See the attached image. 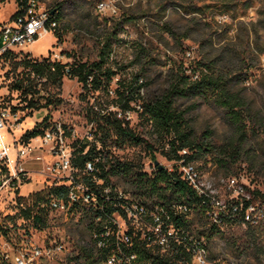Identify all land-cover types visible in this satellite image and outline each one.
<instances>
[{
  "label": "rangeland",
  "instance_id": "rangeland-1",
  "mask_svg": "<svg viewBox=\"0 0 264 264\" xmlns=\"http://www.w3.org/2000/svg\"><path fill=\"white\" fill-rule=\"evenodd\" d=\"M159 1L39 0L42 8L56 16V33L51 32L41 37L24 49V52L14 50L12 54L16 60L0 59V102L3 103L2 107L18 109L20 117V126L13 128L11 135L16 139L20 138L19 135L31 130L45 115H49L51 123H56L62 130L64 128L70 133V136H66L62 131L66 147L71 148L73 140H81L86 145L85 151L94 149L110 161L131 163L136 171L153 176L155 162L163 168H170L174 161L164 156L166 143L163 144L157 138L138 112L119 114L112 106L115 101V94L112 92L116 89V78L109 83L111 92L106 95L102 92H85L75 78L65 77L59 92H54L55 98L61 103L38 110H19L23 106L19 102L18 93L10 91L9 86L21 72L16 64L20 56L29 52L33 57L50 58L51 53H58L62 63H91L96 61L102 42L109 37L111 46L107 65L117 70V79L123 82H129L135 76L140 77L139 93L142 100L147 101L166 90L179 62H183L186 73H189L198 63L204 64L217 54L234 50L235 63L225 70L241 73L242 81L235 86V90L240 91L256 113V117L250 122L252 132L239 149L234 162L228 158L226 166H219L214 150L211 153L203 151L195 166L202 179L214 187L223 203L238 197L234 191L228 190L219 182L227 177H235L238 184L243 186L247 197H251L253 191L264 194V22L259 14L264 0L197 2V5L204 7L201 15L194 14L193 20L191 15H177L172 6L155 12ZM101 2L107 5L104 10L97 8ZM15 10L14 0L0 3V23L9 21ZM163 24L178 33L182 39L176 42L170 38ZM247 41L253 46L247 47ZM140 44L145 51L141 57L137 54ZM175 106L184 112L188 131L196 142L214 147L227 143L232 137V128L223 110L211 99L198 95L181 98L175 101ZM103 112L117 113V117L126 121L134 134L150 144L153 150L147 151L142 142L117 145L113 139H108L102 144L98 135L86 140L85 135L90 127L97 130V113ZM0 132L5 136V143L10 145L9 132L6 129H1ZM33 145L36 146L35 153L23 163L30 180L19 189V195H30L50 184L42 174L53 156L49 153V147L38 148V142ZM10 155L14 157L12 147ZM35 156H40L41 161L36 162ZM107 179L114 191L130 197L133 188L127 178L109 174ZM166 195L172 197L171 192ZM130 199L143 203L148 210L153 204L161 203L160 200L144 201L141 197L134 196ZM172 199L174 200L173 197ZM261 209L263 214L256 215L255 223L249 226L235 224L211 227L205 219L192 212L189 215V232L203 238L211 261L220 264H264V206ZM5 216L9 217L5 220V226L9 230L6 236H0V255L26 250L24 243L27 240L47 248L57 242L63 245L64 250L54 256L50 264H62V261L66 263L68 259H79L80 248L95 246V235L90 231L94 212L88 206H78L67 213L48 211L46 227L35 230L27 221L18 217L14 193L1 189L0 217ZM11 217L13 221L10 220ZM112 218L119 236L130 229L140 233L151 230L145 218L140 224H131L126 218L116 214ZM115 264H127V260L121 258Z\"/></svg>",
  "mask_w": 264,
  "mask_h": 264
},
{
  "label": "trees",
  "instance_id": "trees-1",
  "mask_svg": "<svg viewBox=\"0 0 264 264\" xmlns=\"http://www.w3.org/2000/svg\"><path fill=\"white\" fill-rule=\"evenodd\" d=\"M5 1L8 0H0V3ZM27 1L14 0L16 11L9 21L23 12ZM203 1L205 0H160L155 12L172 6L177 15L178 13L191 15L193 20L195 13L202 14L204 5L199 6L197 2ZM260 8L259 14L264 22V2ZM53 19L56 22V27L52 29V32L56 33L58 28L56 16H53ZM163 26L166 27V32L170 38L176 42L182 39L178 33L173 32L171 28H167V25L163 24ZM246 44L247 47L253 46L250 41H247ZM110 46L111 40L108 37L102 42L96 61L91 63H62L61 61L51 60L48 56L37 58L29 53L23 54L16 63L21 68V72L9 86L10 91L18 93L19 102L23 106L19 110H38L61 103L60 100L55 98L54 92H59L65 77L75 78L85 92H102L106 95L111 92L109 91V83L116 78V89L112 92L115 94V101L112 106L116 108L119 114L138 112L142 120L150 125L157 138L163 144L166 143L167 150L163 153L164 156L168 160L174 161L172 172H167L165 168L155 165L153 176H148L146 173L136 171L131 163L110 161L94 149L85 151L86 145L84 142L73 140L71 143V164L72 168L77 170L75 176L78 181L91 187L97 199L95 207L91 209L94 212L92 221L94 227H90V231L95 235V246L80 248V258L68 259L66 264H106L112 257L115 258V262L125 258L127 264H192L191 253L186 248V245L190 243L188 238L198 240L200 237H196L189 232V215L194 212L205 219L211 227L217 226L204 216L202 200L181 179L178 162L183 159L185 163L191 162L195 165L196 160L203 155V151L211 153L214 150L217 156V164L226 166L228 158L233 160L238 156L239 149L244 146L252 132L250 122L254 120L256 113L250 102L240 91L235 90V86L242 81L240 79L241 73H232L228 72V69L225 70L235 63L236 53L234 50H227L217 54L207 59L204 64L198 63L190 69L189 73H186L183 62H179L166 90L160 96L144 101L139 93L140 77L135 76L129 82H123V80L117 79V70L107 65ZM138 47L137 54L141 57L145 51L142 44ZM3 58L9 61L16 60L13 54H7ZM197 95L211 99L223 110L232 128V137L227 143L212 147L210 144L202 145L192 139L183 117L184 112L177 109L175 101ZM133 103L136 106L132 107L131 104ZM10 109L11 111H18V109L12 107ZM96 116L97 130L95 131L91 127L92 138L98 135V139L102 144L108 139H113L117 145L124 143L140 144L142 142L147 151L153 150L150 144L134 134L126 121L117 117V113L103 112L97 113ZM49 121V115H45L31 130H27L22 134L20 137L21 142L27 143L30 139L42 135L49 127ZM63 130L66 136H70L69 132H66L64 128ZM184 149L187 150V154L181 156L179 152ZM95 158H99V160L95 161ZM151 158H154V155H151ZM89 161L93 163L94 168L92 173L86 174L83 169L85 163ZM0 168L2 172L5 171L3 167L0 166ZM109 174H118L127 178L129 185L133 188L132 196L141 197L144 201L160 200V205L153 204L151 209L148 210L143 203L133 200L134 198L130 199L131 195L127 199L119 198L117 191H114L108 183ZM93 178L96 181L101 180L102 185H96ZM106 187L111 188L108 194L103 192ZM96 189H98L97 192ZM167 192H171L174 200L172 197H167ZM15 194L18 217L27 221L32 229L43 230L46 227V214L48 211L39 208L38 205L46 201L50 195L64 199L66 188L47 187L25 197L18 195V191ZM251 194L252 196L248 199L240 198L227 203L229 214L223 217L222 226L235 224L249 226L252 224L244 221V213L249 205H254L255 208L259 209L262 208L264 206V194L259 191H253ZM132 202H137L143 206V216L149 222L151 228L155 227L151 215L159 212L162 231L165 232L166 227L172 225L176 231H182L184 235L185 233L189 234L185 237L188 243H184V241L177 243L173 239H169L165 247H162L157 244L156 235L152 230L140 233L131 229L126 232L128 242L124 243L118 240L115 236L116 229L113 225L112 216L116 214L125 219L126 215L122 205ZM180 205L187 206L188 214L180 215L173 210V207ZM233 208H237L235 217H232ZM7 218L9 217H0V236L8 234L9 229L5 226ZM10 220L13 221V217ZM112 229L114 231L109 233L108 231ZM106 232H108L107 235ZM180 233L179 235L183 236ZM97 241L102 243L100 247L96 246ZM0 264L9 263L0 258Z\"/></svg>",
  "mask_w": 264,
  "mask_h": 264
},
{
  "label": "built area",
  "instance_id": "built-area-1",
  "mask_svg": "<svg viewBox=\"0 0 264 264\" xmlns=\"http://www.w3.org/2000/svg\"><path fill=\"white\" fill-rule=\"evenodd\" d=\"M106 4L101 2L97 5L99 10H104ZM56 27V22L53 19V13L46 11L39 5V0H28L23 12L15 19L7 22L0 23V59L7 54H12L14 50L23 51L24 49L32 46L38 39L52 32V29ZM26 54V53H24ZM51 60L60 61L58 53H51ZM3 103L0 102V131L6 129L11 135V132L20 126L18 121L19 111H11L8 107H2ZM49 127L43 132L42 135L36 136L30 139L27 143H22L20 138H15L11 135V144L5 143V137L0 132V166L5 169L4 172L0 168V190L7 189L9 192L16 195V191L27 184L30 180L29 173L23 168L24 161L35 153L36 146L33 143H39L41 146L49 147V153L53 156L52 161L45 165L44 173L42 174L46 179L50 181L47 187H65L66 196L64 199L57 198L50 195L46 201L41 202L38 206L41 209H46L49 212L67 213L72 209H76L78 206H88L93 209L96 204L95 192L88 185L78 181L76 178L77 170L72 168L71 164V148L66 147L64 144L65 137L63 136L62 128L56 123L49 121ZM19 130V128H18ZM86 139L92 138L91 127L88 129ZM13 148L14 157H11L10 150ZM37 148V149H38ZM181 156L187 154V150L179 152ZM36 162L41 161L40 156H35ZM98 161L99 158H95ZM179 172L181 179L194 191V193L202 200V207L204 210V216L217 227L222 226L223 217L228 216L227 203L238 200L240 198L248 199L244 194L243 186H240L235 177H227L226 179H220L219 182L223 184L228 190L234 191L237 194L236 199L223 203L218 198L214 187L210 183L204 181L201 177L200 171L197 167L191 163H185L182 159L178 162ZM162 167V166H161ZM93 163L86 162L84 166V173L89 174L93 171ZM167 172H172V167L165 168ZM93 182L96 185H102V181H96L93 178ZM39 190V191H40ZM98 189H96V192ZM111 191L110 187H106L103 192L108 194ZM19 195V194H18ZM119 198L123 197L127 199L126 195L117 191ZM21 196V195H20ZM122 209L125 212L126 219L129 223L140 224L144 219V208L137 202L122 205ZM173 210L180 215L188 214L189 210L187 206L180 205L173 207ZM237 208H233L232 217H235ZM263 214L262 209L255 208L254 205H249L244 213V221L255 223L256 215L261 216ZM153 222L155 227L151 228L156 235V242L158 245L165 247L169 239H173L175 242H186V238L189 234L184 235L182 231H176L172 225L166 227L165 232L161 229V221L159 212L152 213ZM116 231V238L121 242H128L126 233L119 236ZM179 233L183 236H180ZM108 232H106V235ZM186 245L187 251L191 253L192 264H220L216 261H211L208 257L206 244L203 238L194 240L188 238ZM26 250H20L10 255L1 254L0 258L7 261L9 264H50V261L54 256L62 253L64 247L61 243L55 242L51 248H47L33 241H25ZM102 243L97 241L96 246L100 247ZM115 258H110L106 264H115ZM62 264H66L63 263Z\"/></svg>",
  "mask_w": 264,
  "mask_h": 264
},
{
  "label": "crops",
  "instance_id": "crops-1",
  "mask_svg": "<svg viewBox=\"0 0 264 264\" xmlns=\"http://www.w3.org/2000/svg\"><path fill=\"white\" fill-rule=\"evenodd\" d=\"M15 11H16V10H15ZM6 22H7V21H6ZM26 53H29V52H26ZM29 54H31V53H29ZM27 122H28V121H27ZM27 122H26V123H27ZM18 132H19V131H18ZM21 136H22V135H19L18 137H21ZM4 137H5V136H4ZM10 140H11V135H10ZM24 185H27V184H24ZM24 185H23V186H24ZM21 196H27V194H25V195H22V194H21Z\"/></svg>",
  "mask_w": 264,
  "mask_h": 264
},
{
  "label": "water",
  "instance_id": "water-1",
  "mask_svg": "<svg viewBox=\"0 0 264 264\" xmlns=\"http://www.w3.org/2000/svg\"><path fill=\"white\" fill-rule=\"evenodd\" d=\"M154 165H157V163L155 162ZM161 168V166H159Z\"/></svg>",
  "mask_w": 264,
  "mask_h": 264
}]
</instances>
